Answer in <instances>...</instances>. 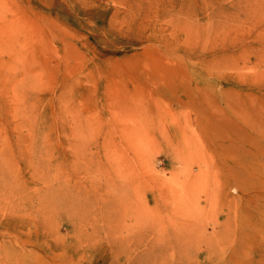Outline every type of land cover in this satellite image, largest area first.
<instances>
[{
  "label": "rangeland",
  "instance_id": "1",
  "mask_svg": "<svg viewBox=\"0 0 264 264\" xmlns=\"http://www.w3.org/2000/svg\"><path fill=\"white\" fill-rule=\"evenodd\" d=\"M0 264H264V0H0Z\"/></svg>",
  "mask_w": 264,
  "mask_h": 264
},
{
  "label": "bare ground",
  "instance_id": "2",
  "mask_svg": "<svg viewBox=\"0 0 264 264\" xmlns=\"http://www.w3.org/2000/svg\"><path fill=\"white\" fill-rule=\"evenodd\" d=\"M250 130H252V132L258 134V136H260V138H263V135H261V134H263V132H260V131H258V130H256V129H254L252 126H250ZM230 234H231V233H230ZM225 235H226V233H225V232L222 233V231H221L220 234H218L219 237H220V236H225Z\"/></svg>",
  "mask_w": 264,
  "mask_h": 264
}]
</instances>
